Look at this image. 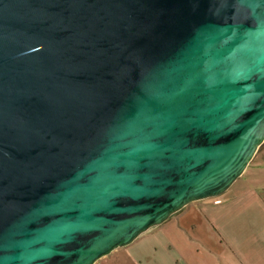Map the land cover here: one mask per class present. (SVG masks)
I'll return each instance as SVG.
<instances>
[{
    "label": "water",
    "instance_id": "1",
    "mask_svg": "<svg viewBox=\"0 0 264 264\" xmlns=\"http://www.w3.org/2000/svg\"><path fill=\"white\" fill-rule=\"evenodd\" d=\"M263 143L264 0H0V264H95Z\"/></svg>",
    "mask_w": 264,
    "mask_h": 264
},
{
    "label": "crops",
    "instance_id": "2",
    "mask_svg": "<svg viewBox=\"0 0 264 264\" xmlns=\"http://www.w3.org/2000/svg\"><path fill=\"white\" fill-rule=\"evenodd\" d=\"M95 264H264V160Z\"/></svg>",
    "mask_w": 264,
    "mask_h": 264
},
{
    "label": "rangeland",
    "instance_id": "3",
    "mask_svg": "<svg viewBox=\"0 0 264 264\" xmlns=\"http://www.w3.org/2000/svg\"><path fill=\"white\" fill-rule=\"evenodd\" d=\"M264 160V143L260 146L257 153L255 154L254 158L250 162L249 166L247 167L245 174L248 172V170L254 168L257 166L258 163Z\"/></svg>",
    "mask_w": 264,
    "mask_h": 264
}]
</instances>
